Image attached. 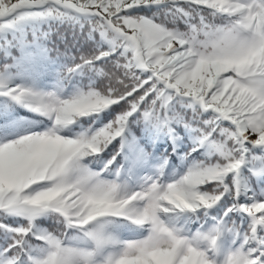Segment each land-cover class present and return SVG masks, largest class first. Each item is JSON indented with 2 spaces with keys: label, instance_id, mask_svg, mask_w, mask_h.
<instances>
[{
  "label": "snow or ice",
  "instance_id": "obj_1",
  "mask_svg": "<svg viewBox=\"0 0 264 264\" xmlns=\"http://www.w3.org/2000/svg\"><path fill=\"white\" fill-rule=\"evenodd\" d=\"M0 264H264V0H0Z\"/></svg>",
  "mask_w": 264,
  "mask_h": 264
},
{
  "label": "trees",
  "instance_id": "obj_2",
  "mask_svg": "<svg viewBox=\"0 0 264 264\" xmlns=\"http://www.w3.org/2000/svg\"><path fill=\"white\" fill-rule=\"evenodd\" d=\"M53 40L60 47L61 51L67 48L70 54L77 53L78 49L85 46V41L79 36L74 38L70 30L53 36Z\"/></svg>",
  "mask_w": 264,
  "mask_h": 264
}]
</instances>
